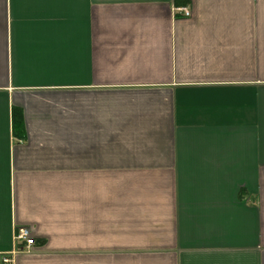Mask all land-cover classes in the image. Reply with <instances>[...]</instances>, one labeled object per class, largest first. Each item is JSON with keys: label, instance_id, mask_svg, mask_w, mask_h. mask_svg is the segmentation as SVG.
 <instances>
[{"label": "crops", "instance_id": "obj_1", "mask_svg": "<svg viewBox=\"0 0 264 264\" xmlns=\"http://www.w3.org/2000/svg\"><path fill=\"white\" fill-rule=\"evenodd\" d=\"M0 264H264V0H0Z\"/></svg>", "mask_w": 264, "mask_h": 264}, {"label": "built area", "instance_id": "obj_2", "mask_svg": "<svg viewBox=\"0 0 264 264\" xmlns=\"http://www.w3.org/2000/svg\"><path fill=\"white\" fill-rule=\"evenodd\" d=\"M182 13L186 16L191 15V11L187 7L178 8ZM16 239L18 241H25L27 245L34 244L35 239L31 235V231L28 227H20L17 234Z\"/></svg>", "mask_w": 264, "mask_h": 264}]
</instances>
